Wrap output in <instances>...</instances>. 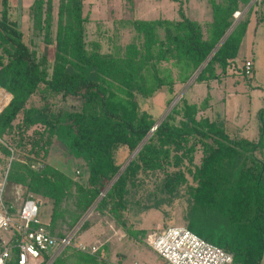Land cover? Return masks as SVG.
<instances>
[{
    "label": "trees",
    "instance_id": "obj_1",
    "mask_svg": "<svg viewBox=\"0 0 264 264\" xmlns=\"http://www.w3.org/2000/svg\"><path fill=\"white\" fill-rule=\"evenodd\" d=\"M173 1L177 15L130 20L134 39L106 52L97 42L88 46L84 0L61 1L55 38L53 0H35L34 32L55 45L50 60L25 40L11 1L0 0V86L12 94L0 111L1 176L24 185L25 199L50 201L46 225L55 235H66L94 206L139 241L148 230L128 222V197L146 176L161 173L160 192L185 187L187 227L231 252L230 264H264V107L252 138L202 112L208 98L182 96L160 122L140 102L160 91L175 94L195 73L194 81H209L235 64L250 18L231 29L234 12L249 0H211L207 20L191 17L185 0ZM54 137L86 160V171L67 173L49 162ZM121 147L139 148L124 168ZM91 223L85 219L77 233ZM106 244L95 253L70 244L51 264H108ZM8 264H19L18 249Z\"/></svg>",
    "mask_w": 264,
    "mask_h": 264
},
{
    "label": "rangeland",
    "instance_id": "obj_2",
    "mask_svg": "<svg viewBox=\"0 0 264 264\" xmlns=\"http://www.w3.org/2000/svg\"><path fill=\"white\" fill-rule=\"evenodd\" d=\"M10 15L13 19L18 20V0H10ZM62 0H53V19H52V37L55 38L58 17H59V5ZM185 8L189 14L194 16L198 15V3L195 0H185ZM35 0H23V17L22 22L19 25L25 35V40L41 54L48 51L50 60L54 51V44L47 43L43 34H36L34 32V21L32 6ZM252 12L256 15L264 16V0L260 2L253 1ZM243 10V8H240ZM178 3L173 0H84L83 13L88 17L86 21V40L89 48L93 46L92 42H97L100 45L102 51H115L120 47H124L127 43L134 39L136 31L130 24V20L142 17V18H155L161 14H166L169 17L177 15ZM242 14L238 17L241 19ZM250 18V16H249ZM256 21H253V25L249 26L248 39L244 41V47H242L245 53L250 52L253 48L254 58L256 62V69L253 79L251 80L257 86L246 87L245 93L241 94V101L239 103V110L246 111L241 119L249 120L250 122H258L256 111L259 106L264 105V23L258 26L255 30ZM241 55L236 58L239 65L241 61ZM197 73L188 81L194 80ZM186 83L183 87L178 89L175 94H169L167 91H160L148 98H140V102L143 108L153 109L157 114L158 122H160L173 108V106L182 97L183 89L187 86ZM241 87V86H240ZM170 96L169 102L167 101ZM76 104H80L79 99L73 100ZM31 103H39L38 96L32 97ZM29 103V104H31ZM58 104V103H57ZM66 107L75 108L74 104L66 103ZM257 127H252L246 133L247 135L254 137L258 131ZM54 143L52 144L51 153L49 156V162L67 173L81 169L87 170L86 160L75 154H71L65 145L57 138L54 137ZM29 149V148H28ZM28 149L21 148L20 154L27 155ZM14 150V149H13ZM19 152V151H18ZM16 153H12L9 156V160L6 162L8 166L11 159L14 158ZM134 151L131 153L128 148L121 147L118 151V158L123 164L124 168L129 161L135 156ZM1 154V153H0ZM200 154H198L199 158ZM25 158V157H24ZM8 170V167H7ZM77 172V171H76ZM75 172V173H76ZM3 176V174H2ZM0 173V180L2 179ZM161 173L158 175L150 174L146 176L144 186L138 190L132 192L128 197V210L127 220L131 224L132 228H147L149 231L145 238L139 242L135 241L128 235H122L120 239H117L111 244L110 259L117 262V252L124 254V264H134L135 261H139V264H161L164 258L152 247L151 238L154 234L161 231L163 228L169 225H186V213L188 208V194L185 191V187L182 186L174 195H168L162 193L157 189V184L160 180ZM19 190V205L25 198L24 190L26 187L20 183ZM23 202V201H22ZM43 203V202H42ZM42 209L47 208L42 204ZM48 214L42 213V219L46 220ZM84 218H88L92 225L85 231L89 232L88 239L92 240L103 235L104 225H107L112 230H117L119 234H124L121 228L116 227L113 220L104 217L99 211H94L91 207L81 221ZM80 221V222H81ZM82 223H79L80 227ZM106 227V226H105ZM72 228V230H76ZM90 229L92 231H90ZM70 230L69 232H71ZM14 229H1L0 238L10 239L14 234ZM96 232V233H94ZM142 238V237H141ZM101 240H98L100 242ZM1 243V242H0ZM62 251V250H61ZM60 251L56 253L58 256ZM113 261V262H114ZM264 262V258H263Z\"/></svg>",
    "mask_w": 264,
    "mask_h": 264
},
{
    "label": "built area",
    "instance_id": "obj_3",
    "mask_svg": "<svg viewBox=\"0 0 264 264\" xmlns=\"http://www.w3.org/2000/svg\"><path fill=\"white\" fill-rule=\"evenodd\" d=\"M255 2L260 0H253ZM243 14L237 9L234 16ZM242 71L247 77L254 74L253 58H246L242 64ZM12 94L0 86V111L9 103ZM7 175L0 180V230L14 229V234L0 247V264H8L12 252L18 249L19 264H30L34 260L43 258L45 252L56 254L66 246L74 244V232L64 236L53 234L41 218V202L35 198H26L13 211V205L7 203L5 193L7 189ZM153 248L164 258L161 264H230L233 255L224 247L211 242L186 225H169L151 238ZM100 244L86 246L79 242L77 246L84 250L96 251Z\"/></svg>",
    "mask_w": 264,
    "mask_h": 264
},
{
    "label": "crops",
    "instance_id": "obj_4",
    "mask_svg": "<svg viewBox=\"0 0 264 264\" xmlns=\"http://www.w3.org/2000/svg\"><path fill=\"white\" fill-rule=\"evenodd\" d=\"M198 3V15L196 17H198L197 19L199 20H207V19H211L213 16V8L211 5V0H195ZM261 1V0H260ZM259 1V2H260ZM258 2V1H257ZM252 0L247 1L246 3L241 2L239 8H243V14L241 16V19L246 17V15L250 16V20H249V24L247 27V31L242 39L240 48H239V52H238V56L241 55V61L238 65L237 61L235 64L231 65L230 67H228L227 70H221V68H218V75L215 78H211L209 81H202V82H197L194 80H191V82H189L187 84L186 87H184L183 89V93L181 96L186 97L190 102H197L200 103L202 100H204L205 98H208V107L206 109H203L202 112H204L205 114H209V116L211 118L214 119H219L221 121H224L225 124H227V126L229 128L238 130L241 134L247 135L246 133L248 132V130L252 127H257V124H260L259 121V117H258V112L259 109L263 106H259L257 108L256 111V117H258V122H250V119L244 120L242 121L241 116H244L247 112L246 111H240L239 110V103L241 101L240 96L241 94L245 93V90L247 89L246 87H254L257 86V84L253 85V82L251 81L254 77L255 74V70H254V74L252 77H247L243 71H242V64L244 59L246 58H253L254 60V69H256V62H255V58L254 56V50L253 48L251 49V51L245 53V50L243 51L242 47H244V41L246 39L247 42V37H248V31H249V26L253 25V21H256V26H255V30L258 29L259 25H262L264 23V16H262L261 14L256 15L257 13L255 12V14H253L252 10ZM189 14V12H188ZM190 15V14H189ZM160 16V15H159ZM161 16H167L166 14H161ZM191 16V15H190ZM158 17V16H157ZM169 17V16H168ZM191 17H194L193 15ZM239 18L235 19V22L232 26L233 27L239 22ZM241 86V87H240ZM6 106V105H5ZM4 106V107H5ZM3 107V108H4ZM2 108V109H3ZM258 134V131H257ZM256 134V136H257ZM254 136V137H256ZM251 137V136H249ZM253 138V137H252ZM5 175H3L1 178H3ZM20 183H12L8 180L7 182V189H6V193H5V198L7 200V203L10 205H13L14 207H19V190H20ZM25 199V198H24ZM23 199V200H24ZM22 200V201H23ZM22 201L20 202L22 204ZM41 202V200H40ZM41 206H40V215L42 218V213L45 212V214H48V218L46 220H44L45 222H49L50 221V217H51V203L50 201H45L44 199H42ZM42 204H44L45 207L42 209ZM93 208H95L94 206H92ZM94 211H96L94 209ZM86 214V213H85ZM84 217V216H83ZM86 218H84L81 222L79 221L76 225L78 226L79 223H82ZM75 225V226H76ZM92 225V224H91ZM116 225V224H115ZM106 226V227H105ZM117 227V226H116ZM74 228V227H73ZM104 231H103V235L95 238V239H88L89 235L87 233H85L86 230L82 231V232H78L79 227H76L74 229L76 230H72V232H74V244L73 246H75L77 249L85 251V252H90V253H95L96 251H92V250H84L81 249L79 246H77V244L79 242H83L86 246H91L93 244H100V243H105L108 242L107 245V249L106 252L104 251V254L107 255V259H108V264H124L125 258H124V254L117 252V262H115L114 260L110 259V248H111V244L116 241L117 239H120L122 237V235L124 234H119L118 231L112 230L110 229L107 225H104ZM90 231H92L90 229ZM149 232V231H148ZM96 233V232H94ZM12 237V236H11ZM10 237V238H11ZM8 240L10 239H3L0 238V247L5 244ZM98 240H101L100 242H98ZM139 242V241H137ZM153 247V246H152ZM63 250V249H62ZM61 252V251H60ZM50 258L48 259V261L46 262V264H51L52 261L57 257L56 254L54 253H50ZM44 259L43 258H39L34 260L32 263L30 264H40ZM114 261V262H113ZM134 264H139V261H135Z\"/></svg>",
    "mask_w": 264,
    "mask_h": 264
},
{
    "label": "water",
    "instance_id": "obj_5",
    "mask_svg": "<svg viewBox=\"0 0 264 264\" xmlns=\"http://www.w3.org/2000/svg\"><path fill=\"white\" fill-rule=\"evenodd\" d=\"M18 13H19L18 24L20 25L22 22V17H23V0H18ZM231 29H232V27H231ZM231 29L228 31V33L231 31ZM138 150H139V148H137L134 151L133 155H135Z\"/></svg>",
    "mask_w": 264,
    "mask_h": 264
}]
</instances>
